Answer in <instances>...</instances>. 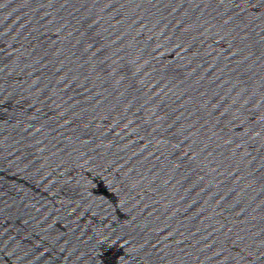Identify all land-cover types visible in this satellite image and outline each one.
<instances>
[{
    "label": "water",
    "instance_id": "95a60500",
    "mask_svg": "<svg viewBox=\"0 0 264 264\" xmlns=\"http://www.w3.org/2000/svg\"><path fill=\"white\" fill-rule=\"evenodd\" d=\"M0 264H264V0H0Z\"/></svg>",
    "mask_w": 264,
    "mask_h": 264
}]
</instances>
